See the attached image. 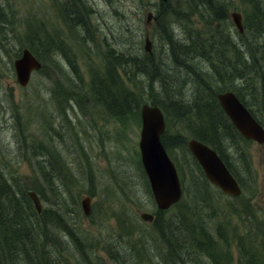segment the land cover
<instances>
[{
	"label": "bare ground",
	"instance_id": "bare-ground-1",
	"mask_svg": "<svg viewBox=\"0 0 264 264\" xmlns=\"http://www.w3.org/2000/svg\"><path fill=\"white\" fill-rule=\"evenodd\" d=\"M178 1L156 0L153 2L158 26V35L156 34L158 46L155 44L153 51L148 52H152V55L144 53L147 36H144V40L141 41L136 36L127 39L121 35L112 37L105 35L104 43L100 45V51L94 52V56L97 58L91 57L84 63L86 76L88 75V79L92 78L87 80L92 81L91 85L84 84L83 71L78 65H68L70 73L62 77L57 85L59 92L52 91L54 99L52 102L57 110H59L57 104L62 105L66 110L76 106L78 110L82 111H86L90 106H95L108 113L110 111L106 108L105 102L109 103L110 100H113L118 103L122 101L124 103L123 112L128 113V117L136 114L135 110L132 111L136 101H139L138 112L144 103L156 104L160 109L161 106L171 109L173 123H179V120L183 119L189 125L183 123L186 129L185 133L180 132L182 129L179 128L178 133L174 132V137L170 139L169 145L181 143L185 135H188L189 137L185 140L187 148V142L192 138L188 129L203 131L211 136L228 159L231 169L238 176L239 182L220 157L239 184V197H241L240 202L238 201L239 204L248 208L250 199L254 197L256 176L245 161L239 136H235L232 131L223 130L220 124L215 122L214 117L218 118L220 113L210 96H205L201 91L193 94V88L197 84L192 85L191 92H187L183 86L190 82L184 80L183 76L191 78L193 69H198L201 73L212 74L213 66L216 64L215 57L209 53L197 52L196 58L192 61L194 67H189L191 72L184 66L177 67L175 65L174 67L168 62V54L171 57L179 58L178 45L183 46V41L189 40V33L196 30L186 16L189 15L192 18L195 14L201 13L200 11L216 13L217 9L221 18H224L226 2L223 0H188L190 6L195 10H190L187 6L182 5L181 11H179L176 7ZM242 2L245 26L244 24L242 26L241 22L242 30L239 31L233 18L232 21L238 34L243 33L245 28L246 34L253 37L258 48H247L243 52L241 61L246 64L245 68L230 79L228 85L232 86L228 90L233 93L235 90L244 92L245 99L247 101L249 99L248 102L259 113V108L264 104V0H242ZM75 8L77 16L75 19L73 15L72 20L75 19V29L81 35L82 41L87 44L86 56H88L92 48L89 45L91 38L89 21L86 18L87 9L82 5H76ZM197 10L200 11L196 13ZM178 16L180 17L177 18ZM2 17H4V12L0 8V26H6L8 23L2 20ZM176 19L183 22V28L178 32H175L173 27L176 24ZM222 23L225 27L222 26L223 29H220V33L212 38L214 45H222V48L225 47L224 49L226 47L237 49L241 45L238 40H242L244 34L238 35L235 41V35L229 25L225 23V18ZM31 28L28 25V34L25 36L32 37L31 42L37 48V52L48 53L49 57L52 53L50 52L51 48H61L62 42H64L62 36H58L45 27L44 30L38 27L33 35L30 32ZM191 37H193L192 34ZM157 47H161L160 55H155ZM107 54H110L111 59L107 65V73L104 75L105 71L98 69L105 64ZM39 62L38 70L45 65L44 62ZM130 65L138 67V70L134 71L132 66L129 68ZM196 65L198 66L196 67ZM122 67H124L126 79L118 72ZM132 71L135 73L128 75ZM169 74L175 76L180 74L181 79H168ZM125 80L133 84L131 86L133 88L123 87L122 83ZM141 82H143L142 86L139 85ZM161 113L163 112L161 111ZM204 117H207L212 123L205 124ZM44 130L48 132L50 130V132L47 140L41 143L31 139L30 134L27 135L26 125L15 127L13 132V142L16 146L13 151L15 162L19 164L20 161H25L23 156L25 152H28L36 165L37 184L26 186L27 177L25 176V179L12 161L6 159L3 152L0 151L2 153L0 156V264H90L88 261L94 262L90 245L74 228L75 213L73 211L77 199L69 184L70 171L68 170L71 169L73 158L79 157L80 160H83L82 154H80L81 150L78 148L80 143L75 140L77 143L75 144L70 138V134L68 137L66 132L55 129L50 120L44 121ZM182 147L185 146L182 145ZM183 152L189 160L185 171L191 181L192 196L184 199L183 195L167 208L158 206L155 199L151 197L154 202L153 209L140 211L151 216L152 219L149 220V223L153 225L150 236H148V230H138L141 233L138 247L143 252V261L140 262L141 260L136 256L138 254L134 253L133 236L137 232L131 230L127 247L126 240L123 238L115 240L114 244L110 246L118 264L224 263L221 241L225 237H229L224 227L226 228V220L230 218L231 212L225 210L217 202L211 201L209 196H212V200H214V195H221L210 190L191 163L187 151L184 149ZM195 161L197 162L196 159ZM197 164L211 187L223 194L218 186L208 180L200 164L198 162ZM27 165L31 167L30 164ZM136 168L143 180L141 169L138 166ZM31 193L36 195L39 207L35 204ZM193 196L199 198L191 203ZM226 196L232 197L231 195ZM140 219L144 221L141 217ZM248 223L246 232L252 237V240L246 238L245 233L238 232L234 238H242L243 254L247 255L248 260L251 259L250 264H264V229L261 231L262 228L254 222L249 221ZM193 226L194 230L190 229L187 234L181 232V228L189 229ZM158 232L161 234L160 239L164 244L163 247L160 242V246H157L158 244L153 241L155 240L153 233L157 234ZM180 233L184 234L181 236V240L185 243V246L183 244L182 261L180 262L176 258L174 261H170L166 247L170 245L173 248L176 241L173 236L178 239L177 236ZM257 236H259L258 239Z\"/></svg>",
	"mask_w": 264,
	"mask_h": 264
},
{
	"label": "rangeland",
	"instance_id": "rangeland-1",
	"mask_svg": "<svg viewBox=\"0 0 264 264\" xmlns=\"http://www.w3.org/2000/svg\"><path fill=\"white\" fill-rule=\"evenodd\" d=\"M155 1L0 0V8L4 12L2 20L8 23H6V26H0V151L3 152L6 159L12 161L24 178L27 177V179L25 178V185L31 186V184H37L36 165L32 159L30 162L27 160L20 161L19 164L15 162L16 159L13 156V151L16 149L13 142L15 127L26 125L27 135L30 134L36 137L35 140L37 141L40 138L45 140L50 130L49 132L44 130V121L50 120L55 129H60L66 132L67 135L70 134L71 137L69 135L68 137L75 144H77L75 140L80 143L78 148L81 150L80 154H82L83 160H80L79 157L73 158L71 169L68 170L70 171L69 184L71 190L75 192L79 207L77 208L79 213L78 226L83 232H87L88 239L96 244L93 247L95 253L92 254L94 261L108 263V256L101 249L103 240L115 241L120 239L123 233H129L131 230L137 232L138 238H141V233L138 230H148V236H150L153 228L152 223L142 221L139 217L140 211H151L154 207L153 196L150 189V195L147 191L149 184L144 171H142L139 158L140 116L138 119L131 116L129 120L121 123L112 115L95 106H90L86 111H82L78 110L76 106L73 109L66 110L62 105L57 104L59 108L57 110L52 102L54 99L51 93L53 90L59 92L57 85L62 77L70 73L68 65H78L83 71L84 84L87 86L88 75L86 76L84 63L86 59L95 58L94 52L100 51V45L104 43L105 35L110 37L121 35L127 39H131V36H139L142 41L144 36H148L152 41L151 51H153L155 44L158 46L156 37L158 26L153 5ZM223 1L226 2L225 23L229 25L235 35V41L238 35L244 34L243 39L238 40L240 46L256 47L255 40L248 33L246 34L245 28L243 33L238 34L232 21L231 13L238 12L241 16L242 26L243 24L245 26L242 0ZM70 5L71 9L68 13ZM76 5H82L87 9L86 18L89 21L88 27L91 38L89 45L92 48L88 56H86L87 44L82 41L81 35L74 26V20L77 16ZM71 11L74 13H71ZM147 12L153 14L148 23L145 22ZM72 16L75 19L72 20ZM224 18H221L220 23H217L218 29L225 27L222 23ZM200 19L198 15H194L191 18L193 26L200 27L203 23ZM28 25L32 27L30 32L33 35L38 27L42 29L45 27L58 34V36H62L64 42H62L61 48H51L50 52L52 53L49 57L48 53L37 52L39 60H42L45 65L43 68L34 71L29 82L25 86H21L16 81L12 62L16 58L15 53L18 48L29 47V44L34 46L31 42L32 37L25 36L28 34ZM173 27L175 32L182 29L181 24L177 25V23ZM38 40L40 41V38ZM239 47L237 50L241 58L242 50ZM34 48L38 51L35 46ZM160 48L155 49V55L162 53ZM133 73L135 72L132 71L130 74ZM139 85L142 86L143 82ZM192 85L191 82L185 84V90L191 92ZM254 106L256 107V104ZM258 115L262 116L261 118L264 121V108L259 111ZM169 123L170 126L167 132L169 141L174 136V132L178 133L179 128L182 129L180 132L185 133L186 129L181 120H179V123H173L172 118H170L167 125ZM187 136L185 135V137ZM239 140L256 176L255 193L248 203L251 209L247 215L253 216L256 224L261 226V231H263L264 143L254 140L243 141L240 138ZM166 146L177 166L184 189V196H182L184 199H188L192 196L191 181H189L190 179L185 171V166L189 163V160L184 156V148L181 144L169 145L168 143ZM25 153L28 156L29 153ZM1 154L0 152V156ZM27 164H30L31 167ZM136 166L141 169L143 180ZM217 195H214V200H212V196H209L211 201L217 202L225 210L231 209V216L226 220V228L224 227L229 236L230 255H222L223 264L243 263L247 259V255L240 256L236 248L234 235L237 232L245 233L246 238L252 240V237L246 232L249 218L241 213L242 211L245 212V208L239 204L238 200H233L223 194L221 196ZM84 197H89L88 214L83 211L81 206V199ZM234 208L237 211H233ZM76 230L79 231L77 228ZM153 236H155L153 241L158 244L157 246H160L155 233H153ZM133 240L136 245L135 236H133ZM125 245L127 247L128 240H126ZM111 264H118V262L113 263L111 261Z\"/></svg>",
	"mask_w": 264,
	"mask_h": 264
},
{
	"label": "trees",
	"instance_id": "trees-1",
	"mask_svg": "<svg viewBox=\"0 0 264 264\" xmlns=\"http://www.w3.org/2000/svg\"><path fill=\"white\" fill-rule=\"evenodd\" d=\"M182 5L183 6H187L188 9L190 10H195L193 9L191 6H190V3L188 0H179L177 3H176V7H178L179 11H181V8H182ZM216 8V7H214ZM70 9H71V5L69 6V9H68V13L70 12ZM200 11V10H197L196 13ZM201 13H198V15L200 16V20L203 22L201 24L200 27H196L195 26V32H191L189 33V40L186 39L184 40V44L183 46H180L178 45V54H179V58L177 57H171L168 52V62L171 63V65H173L175 67V65L177 67H186L190 72H191V69H189V67H194L192 66V61L196 58V53L197 52H200L201 54H211L215 57L216 59V64H214L215 66H213L214 68V72L212 74H205V73H201V71H199L198 69H193V73L191 78H185V76H183V79L186 80V81H190L191 83H197V85L194 86V91H193V94H197L199 91H201V93H203L205 96H210L212 99H213V102L215 103L219 113H220V116L218 118L214 117L215 119V122L219 123L220 124V127L229 132V131H232L234 133L235 136H239L240 139H242L243 141H247L246 139H244L239 133L238 131L235 129V127L233 126V124L231 123V121L229 120L228 116L225 114V112L223 111V109L220 107L218 101H217V98H216V94L219 92V91H225V90H228L229 88H231L232 85H228V82L230 81L231 78H233L234 76L238 75L237 73L240 72L241 70H244L245 68V63H243L241 61V58L239 57V53H238V50L237 49H233V48H229V47H226V49L222 48L223 46L222 45H214L213 43V39L216 35H218L220 33V29H218V26H217V23H220V19H221V15L219 14L218 10L216 9V13H213V12H202L200 11ZM71 13H74L73 11H71ZM192 14V13H190ZM196 15V14H195ZM156 16V15H155ZM181 16V15H180ZM180 16H178L177 18H179ZM187 20L189 22H192L191 18L189 15L186 16ZM157 20V18H156ZM175 23L178 24H181V26H183V22L180 21L179 19H176L175 20ZM183 28V27H182ZM191 34L193 35V37H191ZM138 38L142 41V39L138 36ZM200 41V42H199ZM29 47L31 48V50L34 52V54L39 58V55L37 53V51L35 50L34 46H31L29 44ZM257 47V46H256ZM255 46L253 48H256ZM241 50H242V54L243 52L247 49V48H250L248 46H240L239 47ZM222 52H221V51ZM18 52V53H17ZM19 52H20V48L17 49L15 55L18 56L19 55ZM144 53L146 55H152L151 53H147L144 51ZM106 60H105V64H103V66L98 69V70H104L105 72L103 73L104 75H106L107 73V65L111 59V56L110 54H107L106 55ZM42 61V60H41ZM138 65V64H137ZM132 65H130L129 68H131ZM139 66V65H138ZM198 65H196L197 67ZM133 70L134 71H137L138 70V67H135V66H132ZM118 72L120 73V75L122 77H124L125 79L127 77L124 76L125 74V70H124V67L120 68V70H118ZM130 73H128L129 75ZM193 74H195L193 76ZM243 77V76H241ZM92 78L88 79V80H91ZM168 79H181L180 78V74L178 76H175V75H172V74H169V77ZM188 79V80H187ZM92 82V81H91ZM91 82L88 81L87 82V86L91 85ZM201 83H203V85H201ZM123 87H126V89H129V88H133L131 87L133 84H130L127 80L123 81L122 83ZM135 87H137L136 85H134ZM184 86V85H183ZM248 86V84H247ZM250 90V89H249ZM236 96L238 97V99L244 104L247 106V108L249 109L250 113L264 126V121L262 120V116H259L258 115V112L251 106V104L248 102V101L245 99V95H244V92L242 91H239V92H236V90L234 91ZM253 96V95H252ZM250 97V96H249ZM136 104H134L133 106V112L135 110L134 114L132 117H134L135 119H138L139 118V112L137 111L139 109L138 107V104H139V101H136L135 102ZM105 105H106V108L108 109V114L112 115V117L116 118L117 120H119L121 123H124L126 122L127 120H129L131 118V116L128 117V113H124L123 112V105L124 103L121 101H119L118 103L114 102L113 100H110V102H105ZM114 107H113V106ZM138 107V108H137ZM264 108V104L262 105L261 108H259L258 111H262V109ZM161 109L163 111V113L165 114V119H166V129L164 131V133L161 135V141L163 143V145L165 146V148H167V144L169 143V140L167 138V132H168V125L167 123L169 122V119L171 118V116H173V112L171 109L165 107V106H161ZM127 118V120H126ZM184 118V117H183ZM185 119V118H184ZM198 119L200 120V118L198 117ZM204 122L205 124H211L212 122H209V120L207 119V117L205 118L204 117ZM181 122L182 123H187L185 120L181 119ZM201 122V121H200ZM203 122V123H204ZM187 125H189L187 123ZM199 127V126H198ZM201 128V127H199ZM189 130V133H190V137H194L210 146H212L217 152L218 154L220 155V157H222V160L225 162L226 166L229 168V170L231 171V173L237 178L238 182H239V179H238V176L236 175V173L231 169V165L229 164V161L228 159L224 156L223 154V151L221 150V148L213 141L214 139H212L211 136L207 135L206 133H203V131H195V130H191V129H188ZM46 136V135H45ZM48 137V136H46ZM174 137V136H173ZM189 137V136H187ZM187 137H184V139L182 140L181 143H178V144H181L184 147V149L187 151L188 155H189V159L191 161V163L194 165V167L196 168V170L198 171V173L200 174L201 178L206 182L207 186L210 188V190L212 192H215V193H219L220 195H222V193L218 192L217 190L213 189L211 187V185L208 183V181L206 180L204 174L202 173V170H200V167L198 166L197 162L195 161L194 157L191 155V153L189 152L188 148H186V145H185V140ZM36 137H31V139L35 140ZM47 138L42 139L40 138L39 139V142L38 143H41V142H44L46 141ZM243 154H244V158H245V161L246 163L248 164V168L253 171L252 169V166L249 162V158L245 152V150L243 149ZM31 156L30 154H28V156L26 155V153H24V156H23V160H27L30 162L31 160ZM143 171V170H142ZM146 178V176H145ZM148 185V184H147ZM148 193H149V187L147 189ZM150 195V193H149ZM224 195V194H223ZM228 197V196H227ZM199 197L196 196H193V199L191 200V203L193 202V200L197 199ZM233 200H238L240 202V199L241 197L239 198L238 197H229ZM77 199V198H76ZM201 199V198H200ZM177 204V203H176ZM175 204V205H176ZM174 205V206H175ZM78 205H77V201L75 203V210L73 211V213H75V218H74V228L76 230V228L79 230L77 231L79 234H81L85 240L89 243L90 245V248H91V253L94 254V250H93V247L96 245L92 240L88 239V235H87V232H83L81 230V228L78 226L79 224V219H78V216H79V213H78V210H77ZM250 209H251V206H249V208H245V212H241L244 216L247 215L248 211L250 212ZM237 211L236 208H234L233 211ZM231 211V209H230ZM248 218H249V221L251 222H254V217H250L249 215H247ZM258 227L261 228V226H259L258 224H256ZM262 227H264V223L262 225ZM194 230V226L193 227H189V229H186V228H181V232H184V234H187L189 230ZM185 230V231H183ZM184 234H179L177 237L178 239L176 238V236L174 237L173 236V239H175V243L173 244V248L169 245V247H166V252L168 253V256L170 257V261H174L175 258L178 259V261H182V255L184 254V252L182 251L183 250V244L185 246V243L183 240H181V236H183ZM129 235H130V232L129 233H123L121 235V238L123 239H126V240H129ZM135 239H136V242L137 244L134 246V253L135 254H138L136 255L137 258H139V260H141L140 262L143 261V252L142 250L139 249L138 247V241L140 238H138V235L135 234ZM159 242L161 243V247L164 246L162 240L160 239L161 238V234H159V232L156 234ZM222 243V252L224 255H230V247H229V240L227 237H225L224 239H222L221 241ZM111 244H114V241H106V240H103V244L101 245V249L104 250V252L106 253V256H108V263H104V262H99V261H88L90 264H111V261L113 263L117 262L116 261V257L114 256L113 254V251L112 249L110 248ZM108 246V247H106ZM243 241H242V238L238 237L236 238V248L237 250L239 251L240 253V256L243 255ZM102 259V258H101ZM250 261L251 259L249 258V260H244L243 263L244 264H250Z\"/></svg>",
	"mask_w": 264,
	"mask_h": 264
},
{
	"label": "water",
	"instance_id": "water-1",
	"mask_svg": "<svg viewBox=\"0 0 264 264\" xmlns=\"http://www.w3.org/2000/svg\"><path fill=\"white\" fill-rule=\"evenodd\" d=\"M231 16L241 31L240 14L232 12ZM151 19L152 13L147 12L145 22L148 23ZM144 50L151 51V40L148 37L145 39ZM13 67L17 82L25 86L29 81L30 73L40 68V62L28 48H23L20 56L14 59ZM217 99L223 111L243 137L264 143V127L253 118L235 93L229 90L223 91L217 94ZM140 107L141 129L138 146L141 164L153 198L158 206L167 208L180 199L182 188L175 165L160 140L165 127L164 117L156 104L144 103ZM187 144L212 184L218 186L227 195L238 196L240 194L239 184L213 148L195 138H190ZM31 196L39 207L36 195L31 193ZM81 206L87 214L89 197L81 199ZM139 215L145 221L152 219L144 212H140Z\"/></svg>",
	"mask_w": 264,
	"mask_h": 264
}]
</instances>
